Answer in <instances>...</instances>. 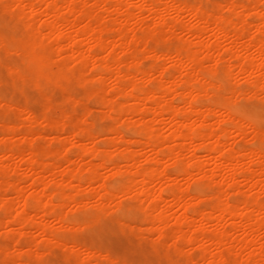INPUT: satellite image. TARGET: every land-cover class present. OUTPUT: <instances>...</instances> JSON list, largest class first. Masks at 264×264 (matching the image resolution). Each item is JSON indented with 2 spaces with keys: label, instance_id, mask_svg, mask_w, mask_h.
Instances as JSON below:
<instances>
[{
  "label": "bare ground",
  "instance_id": "6f19581e",
  "mask_svg": "<svg viewBox=\"0 0 264 264\" xmlns=\"http://www.w3.org/2000/svg\"><path fill=\"white\" fill-rule=\"evenodd\" d=\"M132 1L0 0V8L3 12H10L16 19L22 21H24V17H28L26 20L28 23H25L27 25L29 22L31 25L34 23V30L35 27L37 30H35L36 35H34L36 32L31 34L33 28L29 25L32 29L27 27L28 33L23 31L16 33L0 32V38L7 37L12 40L18 52L13 63L23 67L28 74V81L24 86L31 84L33 88L41 89L47 83L61 82L72 77V73L66 68L65 63L62 64L63 67L60 68L59 66L57 71L52 70L51 64L54 60L52 59L54 53L60 58L62 56L63 59H72V62L66 61L68 64H72L73 61L74 63L75 61H84L89 64V69L90 65L96 69L95 76H92L95 81L94 92L99 95V104L108 107L106 113L102 112L104 110L101 111L99 118L102 116V119L106 118L107 121L109 120L107 119L108 116L112 120L108 130L111 133L110 137L105 134L108 140L105 138L104 141H107L102 143L98 134L93 133V128L92 131L90 130V125L89 127L81 125L82 128L79 131H76L75 127L73 129L71 123L67 121V117H69L67 109H63V118L61 117L62 120L59 121L52 119L46 113L40 116L41 121L36 120L34 113L28 106V100L19 108H14L15 104H12L11 110L7 113L0 110V192L2 191L0 204L5 211L9 205L8 200L11 199L12 205L9 206L14 210L12 213L14 218L6 222L8 229L12 228V231L18 230L20 232L26 230L24 226H28L27 223H29L32 228L37 230L40 237L45 239V242L51 244L53 236L63 238V241L57 239V243H64V247L68 250L67 256L64 255L66 258L75 257V260L79 259L81 262L85 259H101L105 255L102 254L103 252L93 253L90 250L85 252L84 249L89 247L85 245L81 249L84 254L73 253V244L75 243L79 248L81 243L68 242L76 232V225L69 218L86 207L89 202L95 204L102 189L104 192H109L113 187L112 181L115 177L118 181H122L124 194L126 196L131 195V201H125V203L135 204L140 209L141 219L144 221L149 219L148 222H145L147 224L149 221L151 222L148 224L151 225L148 228L160 237L161 245L163 237L164 239L168 237V232L165 234V228L172 220L171 223L174 226L171 237L174 248L183 252L182 245L179 246V243L184 241L192 249L198 250L203 259L202 261H200L201 259L196 262L193 261L195 264L197 262H199L198 264H220L226 259L243 261V264H264V249H262V244L258 238V232L260 230L264 232V201L259 199V193L264 192V156L260 152L259 141L255 135L250 136L252 139L249 140H257L255 148L251 147L252 141L248 143L242 141L247 144L241 147H236L230 143L231 140H234L233 137H230L234 132L245 136L244 138L247 137V140L249 139L247 132L252 123V118L249 114L217 111L215 104L209 103L203 98L199 101H193V96L200 95L205 91H208L209 95L212 94V90L209 89L205 80L197 73L204 75L208 73L209 68L218 66L216 71L219 75L232 82L231 91L234 100L239 99L235 95L237 87H243L245 90L251 89L244 96V103L255 107L253 115L258 125L259 105L262 100L260 92L261 86L264 84V70H262V63H264V39L262 36H264V30L261 27L264 25V0H229L225 3L222 1L215 3V0H211L215 5L219 3V6L224 5L223 9H228L227 14L222 10L215 11L214 6L213 9L209 8V0H140V6L137 7L141 8V12L142 8L146 7V10L148 8L153 13V17L149 15L150 18L147 17L149 11L147 14L145 13L147 18H144L139 11H137L139 14H136L134 12L137 10L136 4L140 1L137 0L136 4ZM130 3L131 6L133 3L135 4L136 10L130 9L133 8L130 7ZM5 5L9 7H5ZM89 5H92L90 6L92 8ZM100 7L103 8L100 12L102 11L105 16L107 15V10L104 11L105 7L108 9V14L122 11L123 15L120 17L115 18L113 16L115 18L112 19L114 20L112 21L114 28L108 26V24L112 25V22L110 23L111 20L107 22L106 17L102 13L100 14L98 11ZM170 9H174L176 12L174 15L189 12L194 16L195 22H198L195 27L193 26L194 28L190 26L193 28L194 38L192 36V40H188L186 43L183 41L180 46L177 45L175 50L172 49V53L162 51L163 48L158 50L154 46L149 47V41L156 40L154 38L160 42L169 40V35H171V32L168 33L171 30L169 28L174 26H172V21H175L173 17L169 18L167 15L171 12ZM250 11L258 15L257 20L249 19L251 17ZM99 15L103 18H99ZM139 15L147 21L148 19L155 21L154 23L150 22L153 24L147 23L150 26L147 35L144 37L138 35L136 30H140L137 29L139 27H135L136 25L133 26L136 29L130 26L132 23L128 25L130 27L127 26L130 21H136V24L139 21L144 22L145 20ZM107 17L109 18V16ZM179 18L182 17L177 16L178 20ZM38 21L43 22L38 23ZM97 21H103V23L97 24ZM250 21H253V25L255 24L254 21H257L256 34L255 32L252 34L247 26L252 25ZM114 24L120 26L117 25L118 30L121 31L120 28H122L119 37L116 36L118 30ZM160 25H165L162 28V33L159 29ZM21 26L23 27V25ZM115 28L116 30H112ZM108 31H116L114 32L116 37L108 36ZM159 31L161 34L158 33ZM206 34L209 36L207 38L210 39H205ZM42 38H45L44 41L47 40L46 38L48 40L53 39L56 52L53 54L51 50V53L48 52L40 41ZM222 39L227 40V47L223 45L225 48H222ZM156 43L159 45L158 42ZM164 48L167 47L164 46ZM106 49H109V52L107 51V54L104 55L103 51ZM118 50L124 55L131 53L132 56L130 57V54L127 57L128 59L131 58L130 62L127 60L124 64L125 58L122 59L123 54L120 56ZM145 53L148 56L150 54L149 58H155V61L160 59V62L161 57L163 60H167L168 57L174 61L173 66L171 68H167L165 65L158 67V63L154 61V64H157L155 66L153 60L150 62L152 65L146 66L141 60L148 58ZM213 54H216V59L219 58V62H229L228 64L225 63L227 66L223 64L224 62L222 65L225 68L215 65L216 59L214 62L211 58ZM207 58L212 59L215 64L205 65ZM232 60L233 62H231ZM133 65L139 66L135 72L131 69ZM75 71L73 73L77 75L82 70L76 71L77 73ZM156 73L159 78L154 76ZM239 75H243L244 78H241L245 79L242 80L245 81L243 84L241 80L240 83L235 82ZM153 76L154 79H159H156L157 84L153 81ZM92 77H88V79L93 80ZM80 78L82 79V77ZM107 78H112L114 81V84H110L113 85L111 86L112 89L109 87L111 90H107L108 87L105 88L104 86ZM82 80H87V77ZM78 83H81V80ZM24 89L23 87V91ZM176 93H181L180 95L183 96L180 105L178 102L177 104L172 102L171 96ZM89 94L91 93L89 92ZM70 95L69 93L68 96ZM14 96L9 100L15 102ZM48 96L51 100V96ZM2 97L0 93V101L3 99ZM119 97H124L125 101H119ZM127 115L130 118L137 116V119L133 117L130 121L134 119L135 121L128 123L125 118ZM1 119L4 121L1 122ZM38 120L45 122L50 130L55 133H59L58 126L62 122L63 126H61L60 132L64 141L60 142V145L57 144L58 147L55 145L53 148L43 147L42 149L37 145L39 131L35 132L33 123ZM159 120H165L169 124L170 132L168 131V134H162L158 131V127H155L154 122ZM87 121L85 120L84 123ZM26 122L29 123L28 128L25 129L23 126V129L22 125ZM58 123L60 124L58 125ZM123 124L134 129L135 127L138 128L136 129L138 137L126 138L120 131ZM16 135H20L18 141L14 139ZM242 138L239 136V139ZM67 143H71V146ZM138 144L144 149L141 153L143 155L140 154L141 148L138 150L135 147L139 146ZM76 147L81 148L83 152V155L78 159L80 161L74 160L70 155L73 148ZM119 147H122L121 150ZM147 148H149L148 152L151 151L150 154L145 152ZM185 150L190 153L188 157L187 152H184ZM200 150L205 151V160L199 159L201 156H199L198 151ZM144 154L146 156L149 154L146 158L145 168L143 162L140 161V155L144 156ZM57 155L62 157L56 160L50 158ZM93 158H96L97 161ZM164 160L165 162L168 161L169 165L177 167L175 177L174 175L173 177L166 175L167 171L164 173V169H162L165 166H162ZM210 161L214 162V172L217 169L227 173L226 175L223 173L226 179L217 180L218 178H216L214 180L213 177H216L219 172L216 175L213 171L208 173L210 169H207V165ZM23 165L30 171L29 174H25L28 177L26 179L27 185H23L20 180L12 179L14 176H11V173H15L16 169ZM102 167L109 169L107 174L103 175L100 172ZM195 175L199 178H194ZM238 175L243 177L241 180L245 182V186L242 187L241 180L237 181ZM179 177L186 180L185 186L179 182ZM190 178H193L195 182L201 181L204 185L199 193L192 194L189 191L188 181ZM207 179L211 181L209 182ZM166 180H170L171 183ZM157 183L161 185L158 184L159 187H157ZM245 188L247 192L243 193L244 198L240 202L235 201L232 195L236 192L237 195L242 191L245 192ZM26 190L28 192L31 190V192L27 194ZM206 200L210 204L206 205L207 208H202L201 203ZM174 206L176 207L175 212L172 211ZM11 208L9 209L10 213ZM50 218L54 219L56 225L50 223ZM228 219L231 221L229 227L225 226V221ZM208 221L213 222L215 227L213 229L211 226L209 227L210 230L212 229V235L206 237L207 226L205 228L204 225ZM135 226L138 231L143 229L145 225L143 227ZM240 229L244 231L242 237L236 234ZM168 240L165 239L166 244L164 241L166 247L169 246ZM31 250L28 249L29 252ZM33 250L31 253L35 252ZM189 251L188 249L187 252L189 253ZM180 252L178 253L180 254ZM238 253L239 255H237ZM179 259L181 260V258Z\"/></svg>",
  "mask_w": 264,
  "mask_h": 264
},
{
  "label": "rangeland",
  "instance_id": "374dc122",
  "mask_svg": "<svg viewBox=\"0 0 264 264\" xmlns=\"http://www.w3.org/2000/svg\"><path fill=\"white\" fill-rule=\"evenodd\" d=\"M113 1H115V0H112V2ZM138 1H140V0H138ZM137 0H133L132 2H135V4H136V2H138ZM214 1V0H213ZM213 1H211V0H209V4H208V6L210 5V7L209 8H212L213 9V6H214V10L215 11H217V10H219V11H221L222 10V12H224L225 14H227L228 13V9L227 8H221L220 6H219V4H216L215 5V3H218V2H228L229 0H215L216 2L214 3ZM218 1V2H217ZM231 1V0H230ZM124 2V1H123ZM131 2V3H132ZM131 3H130V7H133V8H130V9H132V11L133 10H136V7L137 6H140V3H141V1L138 3V4H136V7H135V4L133 3L132 4V6H131ZM134 5V6H133ZM90 6H92V5H89V7ZM88 7V8H89ZM103 7V6H102ZM102 7H100L99 9H98V11L100 12V10H103V8ZM217 7H218V9H217ZM90 8H92V7H90ZM141 8H138L137 7V10L136 11H134V12H136V14H139V12H140V14L141 15H143L144 16V18H150V16L151 17H153V13H151L149 10H148V8H147V10H146V7L143 9L142 8V12H141V10H140ZM105 10H107L106 11V16H105V14H103L102 13V11L100 12V14L102 13V15L104 16V17H106V21L107 22H109L110 20V23L112 22V21H114V20H112L114 17L113 16H115V18H118V17H120L121 15H123L122 14V11H115V12H110L109 14L107 13L108 12V9H107V7H105L104 8V11ZM137 11H139V12H137ZM145 11V12H144ZM148 11L150 12V13H148ZM171 11V12H170ZM170 11H168V12H170V13H167V15H168V17L169 18H171V17H173V19L175 20V21H172V26L173 27H170L169 29H171L168 33L170 34V32H171V35H169V40L168 41H162V42H160V40L158 41L157 40V38H154V39H156V40H151V41H149V47L151 46V47H153L154 46V48H157L158 50H160L161 48H163V49H161L162 51L164 50V51H166V52H171L172 53V49H174L175 50V48H176V46L177 45H181L182 43H183V41H185L184 43H186V42H188V40H192L193 38H194V36H193V28L195 27V25H197L198 24V22L196 21L195 22V19H194V16L191 14V16H190V14H189V12H183V14L181 15H177L178 17H182V18H179V20L177 19V16L176 15H174L176 12L174 11V9H170ZM5 12H7V11H5ZM5 12H3L2 11V9L0 8V32H10V33H16V32H21V31H23V32H26V33H28L29 32V30H27V27H29V25L30 26H32V28L31 27H29V28H31L32 29V32L33 33H31V34H34V32H36L37 30H36V27H35V30H34V23H33V25H31V23L29 22V24L27 25L26 23H28V22H26V20H28V17H24V21H22V20H19L18 18L16 19L15 17H14V15H12V14H10V12L8 13H5ZM99 12H98V14H99ZM251 12V11H250ZM253 12V11H252ZM250 13V20H257L258 19V15L254 12V13ZM148 13V15H147V17H145L146 16V14ZM5 14H7V15H5ZM111 14H112V16H111ZM116 14V15H115ZM152 14V15H151ZM174 16H173V15ZM186 14V15H185ZM118 15V16H117ZM141 15H139L141 18H143ZM150 15V16H149ZM100 17L99 18H103V16H101V15H99ZM107 16H109V18L107 17ZM117 16V17H116ZM193 16V17H192ZM137 17H138V15H137ZM139 17V18H140ZM176 17V18H175ZM114 18V19H115ZM143 18V19H144ZM151 19H153V18H151ZM12 20V21H11ZM21 22H19V21ZM145 21L144 22H137V24L138 25H141V26H138L137 24H136V21H130L128 24H127V26L130 24V23H132V24H130V26H132V28H135V27H139V28H137V29H139L140 31H137L136 30V32L138 33V35L139 36H142V37H144L145 35H147V32H148V27L150 26H148L147 25V23H150V22H155V21H152V20H150V19H148V21L146 20V19H144ZM26 22V23H25ZM41 22H43V21H38V23H41ZM100 23H103V21H99ZM98 21L96 22L97 24L99 23ZM105 22V21H104ZM106 22V23H107ZM250 22H252V25H247L248 26V28H250V32L252 33H254L255 32V34H256V29H257V21H254L255 22V24L253 25V21H250ZM258 22H260V21H258ZM23 23V24H22ZM116 23V22H115ZM117 23H118V21H117ZM133 23H135L134 25H133ZM153 23H150V24H153ZM24 24H26V25H24ZM144 26H143V25ZM251 24V23H250ZM259 24V23H258ZM21 25H23V27L21 26ZM118 25V24H117ZM117 25H115L114 24V26L115 27H117ZM119 25H120V21H119ZM118 25V26H119ZM136 25V26H135ZM189 25V26H188ZM17 26V27H16ZM108 26H111L112 28H114L113 27V22H112V25L110 24H108ZM121 26V25H120ZM119 26V27H120ZM126 26V27H127ZM130 26H128V27H130ZM133 26H135V27H133ZM152 26V25H151ZM163 26V27H162ZM160 25L159 26V29H160V31H161V33L163 32V29L162 28H164V26L165 25ZM167 26V25H166ZM193 27V28H191V27ZM252 26V27H251ZM25 27H26V29H25ZM141 27H142V29H141ZM147 27V28H146ZM175 27V28H174ZM188 27V28H187ZM28 28V29H29ZM110 28V27H109ZM173 28V29H172ZM187 28V29H186ZM252 28V29H251ZM31 29H30V31H31ZM111 29V28H110ZM119 28L117 27V30H118ZM121 29V31L120 30H118L117 32L116 31H113V32H109L108 31V33H110V34H108L107 33V35L108 36H111V37H116V36H118L119 37V33H122V28H120ZM136 29V28H135ZM165 29H168V28H165ZM14 30V31H13ZM19 30V31H18ZM112 30H116V28L115 29H112ZM111 30V31H112ZM255 30V31H254ZM160 31L158 32V33H160ZM185 31V32H184ZM114 32H116V34H118V35H116V34H114ZM183 32V33H182ZM160 33V34H161ZM252 33V34H253ZM37 34V32L34 34V35H36ZM209 34V33H208ZM208 34H206L205 35V39L207 40V39H210V38H207V37H209L208 36ZM116 35V36H115ZM159 36V35H158ZM190 36V37H189ZM192 36H193V38H192ZM44 39L45 38H42L40 41H41V43H42V45L45 47V49L48 51V52H50L51 53V51H53L52 52V54L54 53V52H56V46L54 45V40L53 39H49L48 40V38H46L47 40H45L44 41ZM187 40V41H186ZM154 41H156V42H160L159 43V45H157V43L155 42L154 43ZM171 41V42H170ZM225 41V42H224ZM227 40H225V39H222V46L223 45H226L227 44V42H226ZM53 43V44H52ZM162 43V44H161ZM171 43V44H170ZM49 45H51L52 47H50ZM160 46V47H159ZM162 46V47H161ZM164 46L165 47H167V48H164ZM221 46V47H222ZM170 47V48H169ZM172 47V48H171ZM178 47V46H177ZM226 47H227V45H226ZM54 48V49H53ZM222 48H225V46H223ZM118 49H120V48H118ZM168 49V50H167ZM51 50V51H50ZM107 51L109 52V49H106L105 51H103V54L104 55H106L107 54ZM118 53H120V56L123 54V53H121V52H119V50H118ZM131 53H127V54H123L122 55V59H124L123 61V63L125 64V62H127V60H128V62H130L129 60H131V56H132V54L130 55ZM146 55L145 56H147L148 58H145V59H143L142 58V54H141V60L145 63V65L147 66V65H152V63L150 64V62H151V60H153L152 62H153V64H154V59L155 58H153L152 59V57H150L149 58V56H150V54H149V56L147 55V53H145ZM54 56H56L57 54H53ZM127 55V56H126ZM130 55V59H128L127 57ZM254 55H255V53H254ZM54 56H52V59H54V60H52V64H51V66L53 67L52 68V70L53 69H55V70H53V71H57L58 69H59V66H60V68H61V66L63 67V65L62 64H66V68L72 73V79L70 78L69 80H65V81H61V82H55V81H53V82H50V84L49 83H47V84H45L41 89H38V88H36V87H32V85L31 84H27L26 85V87L24 86V91L22 90V91H18L17 90V92H16V89H12V91H10L9 92V94H8V98L10 99L13 95H15L14 96V99L13 100H15V102L14 101H12V104L14 105L15 104V106H14V108H19V106H21V105H23L24 104V102L26 101V100H28V106H29V108H30V110L34 113V115H35V117H36V120L37 119H39L40 120V116L43 114V113H46L48 116H50L52 119H54V120H56V121H59V120H62V111H63V109H67L68 110V112H69V114H68V116L69 117H67V121H69L70 123H71V126L73 127V129H74V127H75V129H76V131H79L80 130V128H82V126L81 125H87L88 127H89V125H90V130L92 131V128H93V133L94 134H98V137L100 138L99 140L100 141H102V143H104V142H106L107 140H108V138L107 137H110V132L108 131L109 130V126H110V123L112 122V120L107 116V119H109V120H107L106 121V118H105V116H104V118L105 119H102V116L99 118V115H100V113H101V111L102 110H104V111H102V112H105V111H107L106 109L108 108L107 106L105 107V105H102V104H99L100 102H99V95L98 94H96L95 92H94V88H95V81H94V78L92 77V76H95V73H96V69H94L93 67H91V65H90V69H89V64H87V63H85L84 61L83 62H79V61H75V63H74V61H73V63L72 64H68L72 59H63V57L61 56V58H60V56L58 57V56H56V57H54ZM143 56H144V53H143ZM212 57L211 58H213V60H214V62H215V59L217 58V56H216V54L214 55H211ZM54 57V58H53ZM58 57V58H57ZM15 58V59H14ZM14 60L13 61H15L16 60V56H14ZM163 57H161V62L159 61V60H157V61H155V63H158V67L160 66V65H165L167 68H171L172 66H173V63H174V61L173 60H170V58H168L167 57V60H163L162 59ZM210 58V57H209ZM209 58H207L206 59V62H205V65H211V63H212V65L213 64H215V63H213V60L212 59H209ZM169 60V61H168ZM209 60H211V62H208ZM219 60V58L218 59H216V64L215 65H219V66H221V67H224L225 68V66H227L226 64H228L227 62H224V61H218ZM53 61H55V62H53ZM68 63H67V62ZM72 62V61H71ZM78 62H79V64H78ZM142 62V64H144ZM207 62H208V64H207ZM217 62H219V63H217ZM222 62H224L223 64L225 65H222ZM231 62H233V60L231 61ZM226 63V64H225ZM68 64V65H67ZM76 64H77V66H76ZM128 64H130V63H128ZM155 65V64H154ZM153 65V66H154ZM155 65V66H156ZM169 65V66H168ZM209 65V66H210ZM68 66V67H67ZM86 67V68H85ZM132 67H134V68H132ZM139 67V66H138ZM138 67H137V65H133V66H131V69H133V72H135V71H137V69H138ZM157 67V68H158ZM78 68V70H76V69ZM84 68V69H83ZM78 72V71H80V70H82L81 72H79V74L76 72V71ZM83 70H84V72H83ZM73 71H75L76 73H77V75L76 74H74L73 73ZM87 73H86V72ZM132 71V70H131ZM180 73V72H179ZM183 73V72H182ZM89 74V75H88ZM94 74V75H93ZM80 75H82V76H80ZM155 77H158L159 78V76H157V73H156V75H154ZM154 76H153V81L155 82V84H157V80L156 79H158V78H156V79H154ZM180 76H181V74H180ZM80 77H82V79L84 78H86L87 77V80H82ZM88 77L89 78H93V80L92 79H88ZM237 77V76H236ZM241 77H243V75L241 76V75H239L236 79L237 80H235V82L236 81H238L239 83L242 81V80H245V79H243V78H241ZM241 78V79H240ZM75 80V83H74V80ZM81 80V83H78L79 81ZM156 80V81H155ZM159 80V79H158ZM241 80V81H240ZM86 81V82H85ZM90 81V82H89ZM234 81V80H233ZM84 82H85V84H84ZM106 83L104 84V86H105V88H107V90H111L112 89V87L111 86H113V85H110V84H114V81H113V79L112 78H107L106 79V81H105ZM245 81H242L241 83L243 84ZM93 83V84H92ZM49 84V85H48ZM108 85H110V86H108ZM109 87H111V89L109 88ZM27 89V90H26ZM90 90H92L93 91V95H92V91H90ZM23 92H25V94H23ZM89 92L91 93V94H89ZM15 93H17V94H15ZM45 93V94H44ZM69 93L71 94L70 96H68L69 95ZM66 94V95H65ZM181 93H176V94H174V95H172L171 96V99H172V102L174 103V104H177V102L179 103L178 105H180V104H182V100H183V96L182 95H180ZM1 95L3 96V94L1 93ZM44 95V96H43ZM48 95H50L51 96V100H49V96ZM32 97V98H31ZM45 97V98H44ZM66 97V98H65ZM73 97V98H72ZM93 97V98H92ZM182 97V98H181ZM3 98V97H2ZM39 98V99H38ZM63 98H65V99H63ZM72 98V99H71ZM119 98H120V100H119ZM118 98V100L119 101H121V100H123V101H125V99H124V97H119ZM181 98V99H180ZM97 101H96V100ZM3 100V99H2ZM1 100V101H2ZM77 100V101H76ZM18 103H17V102ZM14 102V103H13ZM19 102H20V104H19ZM50 102V103H49ZM130 102V101H129ZM49 103V104H48ZM98 103V104H97ZM17 106V107H16ZM48 106V107H47ZM51 106V107H50ZM104 106V107H103ZM69 108V109H68ZM53 109V110H52ZM77 109V110H76ZM61 110V111H60ZM53 113H52V112ZM77 111V112H76ZM51 112V113H50ZM87 112V113H86ZM37 113H39V114H37ZM106 113V112H105ZM60 114H61V116H60ZM90 114V115H89ZM83 115H84V117H83ZM86 115V116H85ZM103 115H104V113H103ZM106 115V114H105ZM16 116V115H15ZM18 116V115H17ZM38 116V117H37ZM129 116H131V115H129ZM54 117H58V118H54ZM62 117V118H61ZM133 117H135V119H137L136 117L137 116H131V118L130 117H128V115L125 117L126 118V122H133V121H135V119L133 120V121H130V120H132V118ZM70 119V120H69ZM128 119H129V121H128ZM37 121V122H34L33 124V127H34V130H35V132L37 133L38 131L40 132V134H39V132H38V137H37V145L40 147V148H42L43 149V147L45 148V147H54L55 145H56V147H58L59 145H60V142H63L64 141V137L62 136V133L60 132L61 131V126H63L62 125V122H61V124L60 123H58V127H59V133L58 132H52L51 130H50V127L48 126V125H46L45 124V122H40V121ZM85 120H88L86 123H84V121ZM96 120V121H95ZM4 121V119H1V122H3ZM82 122V123H81ZM27 123V124H26ZM24 125H22V128H23V126H24V128L26 129V128H28V122H26ZM41 123H43V124H41ZM73 123V124H72ZM76 124V125H75ZM0 125H1V123H0ZM107 125H108V127H107ZM154 125H155V127L157 126L158 128L157 129H159L158 131H160L162 134H164V135H166V134H168L169 132H170V129H169V127H168V123L165 121V120H159V121H156V122H154ZM167 128H166V127ZM23 128V129H24ZM107 129V130H106ZM136 129H138V128H136L135 127V129L134 128H132V127H129L128 125H126V124H123L121 127H120V131L122 132V134L126 137V138H128V137H130V139L131 138H135V137H138L137 135H136ZM106 130V131H105ZM133 131H134V133H133ZM169 131V132H168ZM52 133V134H51ZM54 133V134H53ZM105 134L107 135V137H105ZM233 135H231L230 137H233L232 139H234L233 141L231 140V138H230V140H231V142L230 143H232L231 145H235L236 147H241V146H243V145H246L248 142H251V141H249L250 139H252L250 136L248 137L249 139L247 140L246 138H244L245 136H242V135H240V134H238V133H232ZM40 135V136H39ZM54 135V136H53ZM56 135V136H55ZM100 135V136H99ZM109 135V136H108ZM239 136H240V138H244V140H243V138L242 139H239ZM242 136V137H241ZM18 137V138H17ZM59 137V138H58ZM52 138V139H51ZM103 138V139H102ZM105 138H107V140H105L104 141V139ZM16 141H18V139H20V135H16L15 136V138H14ZM102 139V140H101ZM22 140V139H21ZM20 141V140H19ZM27 141V140H26ZM235 141V142H234ZM240 141V142H242V141H246L247 143H245L244 144V142H242V143H240L239 142V145H238V142ZM48 142V143H47ZM69 142V141H68ZM24 143V142H23ZM28 143V142H27ZM57 144H59L58 146H57ZM71 144V143H70ZM70 144H68L67 143V145H70ZM137 145V144H136ZM139 145V144H138ZM71 146V145H70ZM55 147V148H56ZM136 147V149H140V154L141 153H143V151H144V149H142V146L141 145H139V146H135ZM138 147V148H137ZM120 148H122V147H119V149ZM76 149V150H75ZM149 148H147V149H145V152L146 153H149V152H151L150 150H149V152L147 151ZM121 150V149H120ZM143 150V151H142ZM73 152H71V156H72V158L74 159V160H78L82 155H83V152H82V149L81 148H73V150H72ZM119 151V150H118ZM184 152H187L186 153V155H187V157H188V155H190V153H188V151L187 150H185ZM199 153V156H201L199 159L200 160H205V158H206V154H205V151L204 150H200V151H198ZM204 154H203V153ZM80 154V156L78 157V155ZM145 153V154H146ZM144 154V156H141V155H143V154H141L140 155V161H141V163L143 164V167L145 168L146 166V164H147V161H146V158H147V156L150 154H147V156ZM59 155H57L56 157L54 156H52V157H50L52 160H56V159H60V157H62L61 155L58 157ZM17 160H18V158H16ZM144 159H145V161H144ZM246 159V158H245ZM244 159V160H245ZM16 160V161H17ZM93 160H95V161H97V159L96 158H93ZM78 161H80V160H78ZM245 161H247V159L245 160ZM165 165V166H164ZM215 165H216V163H215ZM162 166H164V168L162 167V169H164V173H165V171H167L165 174L166 175H171L170 177H173V175H174V177L177 175V167L176 166H173V165H169V162L168 161H166L165 162V160H164V162H163V165ZM213 166H214V162L213 161H210L209 162V164L207 165V169L209 170L210 169V171L208 172L209 174L213 171L214 172V170H213ZM63 168V167H62ZM61 168V169H62ZM103 168V167H102ZM101 168V170H100V172L103 174V175H105V174H107V172H108V170L109 169H102ZM214 168H215V166H214ZM28 168L27 167H25L24 165L23 166H21L20 168H18V169H16V172L14 173H11V176H14L12 179H17V180H20L21 181V183L23 184V185H27V182H26V179H28V177H26V175L25 174H29L30 173V171L29 170H27ZM212 169V170H211ZM226 171V170H225ZM29 172V173H28ZM217 172H219L218 173V175L216 176V177H213L214 178V180H216V178H218L217 180H222V178L223 179H226V176H223V173H224V175H226L227 173H225V172H223L222 170L221 171H219V170H215V175L217 174ZM221 172H222V174H221ZM229 173V172H228ZM19 177H18V176ZM221 176H223V177H221ZM198 176H194V178H197ZM225 177V178H224ZM242 176H240V175H238V179H237V181L239 182L242 178H241ZM199 178V177H198ZM191 179V180H190ZM189 179V181H188V187H189V191L193 194V189H192V185H198L199 187H200V190H201V188H203L204 187V185H202V182L201 181H199V182H195L194 180H193V178H190ZM212 179V178H211ZM171 180V179H170ZM168 181V180H166L167 182H170L171 183V181ZM207 180H209V179H207ZM213 180V179H212ZM243 180V179H242ZM240 181L241 183H242V187H243V185L245 184V182L244 181ZM211 180H209V182H210ZM179 182L180 183H183V186H185L186 185V180L185 179H182L181 177H179ZM208 182V181H207ZM244 182V183H243ZM191 183V184H190ZM199 183V184H198ZM240 183V184H241ZM161 185L160 183H157V187H159V185ZM190 184V185H189ZM245 186V185H244ZM29 188V187H28ZM86 188H88V187H86ZM30 189V188H29ZM245 192H243L242 191V193H238V195L236 194H233L232 195V198H234V200L235 201H238V202H240L241 200H242V198H244V195H243V193L245 194L246 192H247V189L245 188V190H244ZM26 192H27V194L28 193H30L31 192V190H29V192L26 190ZM232 192V191H231ZM1 194H2V191L0 192ZM197 193H199V192H197ZM197 193H195V194H197ZM241 194V195H240ZM260 195H259V199H261V201H264V192H260L259 193ZM11 197H12V195H10ZM9 196V197H10ZM131 196V195H130ZM133 196V195H132ZM10 197V198H11ZM134 202H135V200H133ZM209 201H203L201 204H202V208L204 207V208H207L208 206H206L207 204L209 205L210 204V202L208 203ZM162 204H164V202H161ZM8 204L11 206L12 205V202H11V199L10 200H8ZM7 204V205H8ZM8 205V208H5V209H7V210H3V207H2V204H0V212H1V215H0V264H5V262H7V261H12V262H17V264H19V262H24L25 261V263H23V264H28V262L29 261H31V260H34V259H36L37 258V254L35 253V252H33V253H31L32 252V250L34 249V248H37L38 246H39V248H40V257H42L43 259H45L46 261H52V260H64V259H71V260H73V262H74V264H75V261H77V260H75L76 258L75 257H65L64 256V252H63V249L62 248H60V249H53V248H49V245H51L49 242H45V239L44 238H42V237H40V235L37 233V230H35L34 228H32L31 226H30V224L29 223H27V225L28 226H24V229H26V230H23V231H18V230H14V231H12V228L10 229L11 231H9V229H8V226L6 225V222L7 221H10V220H12L11 218H14V216H12V213L14 212V210L10 207ZM11 208V213L9 212V209ZM68 208H70V207H68ZM3 211V212H2ZM7 211V212H6ZM172 211L173 212H175L176 211V207L174 206L173 207V209H172ZM14 215V214H13ZM142 217H141V215L139 216V218L138 219H136L135 221H134V223H135V225H139V226H141V227H143V225H145L144 226V228L143 229H141V230H138V232L139 231H143L144 233H145V235H146V238H147V240L150 242L154 237H153V231L151 232L150 231V229L148 228V224H150L151 222L149 221V223L147 224V222H148V218L145 220V221H147V222H145L143 219H141ZM7 219V220H6ZM49 221H50V223L52 224V225H56V222H54V219L52 218H50L49 219ZM144 221V222H143ZM172 222V220L170 221V224H169V222H168V224L169 225H167L166 226V228H165V234H167V232H168V237L167 238H165L166 239V241L169 239L170 240V242H169V240H168V244L170 245V243H171V240H172V237H171V233L173 232V223H171ZM5 223V224H4ZM206 223V222H205ZM227 223V224H226ZM26 224V223H25ZM143 224V225H142ZM208 224V225H207ZM207 224H205L204 226H205V228H206V226H207V231L205 232L206 233V237H209V236H211L212 235V229H213V227H215V224L213 223V222H210V221H208L207 222ZM229 224V225H228ZM230 224H231V221L228 219V220H226L225 221V226H227V227H229L230 226ZM146 225H147V228H146ZM151 226V225H150ZM149 226V227H150ZM211 226V230H210V227ZM10 227V226H9ZM29 227H31V228H29ZM146 229H149V230H146ZM22 232V233H21ZM25 232V233H24ZM27 232H29V233H27ZM170 232V233H169ZM155 233V232H154ZM262 233H263V235H262ZM76 234V232H74V235ZM208 234V235H207ZM236 234H237V236H239V237H242L243 235H244V231L242 230V229H240V230H238L237 232H236ZM262 236H264V232H263V230H260L259 232H258V238H259V242L261 243V244H264V241H262V239H261V237ZM7 237V240L5 239ZM12 237H15V239H12ZM166 237V236H165ZM165 239H164V237H163V243H162V247L165 249V250H167L168 249V244H167V246L168 247H166V241H165ZM17 241H19V243H17ZM29 241V242H28ZM47 241V240H46ZM164 241H165V244H164ZM48 243H49V245H48ZM79 243H81V244H84V241L83 240H81ZM92 243V241L89 239L88 240V242L86 243V244H84L86 247L87 246H89L90 244ZM21 244V245H20ZM88 244V245H87ZM172 244H173V240H172ZM171 244V245H172ZM180 245H182L181 247H182V250H183V252L181 251H179V249L178 248H174V244H173V249H171V251H172V258L173 259H175V260H177V261H179V262H181V264L183 263V264H195L194 262H196V261H199L200 259V261H202V257H200L201 255H200V253L198 252V250H196V249H192L188 244H186L184 241H182V243L180 244L179 243V246ZM47 246V247H46ZM18 247H19V251H18ZM21 247V248H20ZM32 250H31V249ZM124 248H125V243H123V242H121V241H117V243L114 245V246H112L111 248H107V247H105V251L102 253V252H100V253H102V254H109V255H111V256H113V257H115V258H117V259H123L124 258ZM28 249L29 250H31V252H29L28 251ZM52 249V250H51ZM178 251V252H180V254H181V256H180V254L176 251V250ZM190 250L189 251V253L187 252V250ZM21 250H22V252H21ZM24 250L26 251L25 253H24ZM47 250V251H46ZM48 250H50V251H48ZM34 251V250H33ZM21 252V253H20ZM29 252V253H28ZM177 254H176V253ZM178 254H179V256H178ZM190 256H189V255ZM174 256V257H173ZM187 256V257H186ZM138 258V257H137ZM179 258H181V260L179 259ZM158 259V258H157ZM187 259H188V262H187ZM196 259V260H195ZM93 261H95V259H92ZM183 260H185V261H183ZM191 262H190V261ZM28 261V262H27ZM194 261V262H193ZM27 262V263H26ZM199 262H197V264H198ZM201 263V262H200Z\"/></svg>",
  "mask_w": 264,
  "mask_h": 264
},
{
  "label": "snow or ice",
  "instance_id": "6c2138e0",
  "mask_svg": "<svg viewBox=\"0 0 264 264\" xmlns=\"http://www.w3.org/2000/svg\"><path fill=\"white\" fill-rule=\"evenodd\" d=\"M5 7H9L5 5ZM224 7V5H220ZM264 30V25L261 26ZM264 39V36H262ZM18 55L12 40L0 38V93L3 94V100L0 101V110L5 113L11 110L12 101L9 100L8 94L12 89L22 91L24 85L28 81V74L23 67L13 63V57ZM216 67L209 68L208 73L201 75L205 80L212 94L209 95L208 91L200 95L193 96V101H199L203 98L209 103L216 105L217 111H232L237 113L249 114L252 118V123L249 125L247 132L248 136L255 135L259 141V149L264 156V84L261 86L260 96L262 97L259 105V122L258 125L254 118L255 107L251 104L244 103V96L251 91L245 90L243 87L235 89V95L239 99H233L232 82L228 79L221 77L216 71ZM262 70H264V63H262ZM90 115V114H89ZM243 131V130H242ZM257 140H252L251 147L257 146ZM112 189L109 192H104L103 189L97 197L95 204L89 202L86 207L82 208L77 214L71 216L69 219L76 225V234L68 242L76 241L79 243L81 240L84 244L90 239L92 243L84 251L104 252L105 247L111 248L117 241L125 243L124 258L113 259L110 255L105 254L103 258L85 259L83 262L75 261V264H181V262L172 258V246L169 245L165 250L161 245L160 237L156 236L153 232V239L149 242L143 231H137L134 221L140 216V209L135 204L125 203L131 201L130 196L124 194V187L122 181L113 179ZM193 194L200 191L198 185H192ZM123 197V198H121ZM9 231H11L9 229ZM7 240V237L5 238ZM15 239V237H12ZM57 238L52 237V243L49 245L53 249H64V255L67 256L68 250L64 247V243H57ZM264 241V236L261 237ZM19 243V241H17ZM84 244H80L78 248L73 244L72 251L74 254H84L81 249ZM264 249V244H262ZM37 258L28 262V264H74L73 260H52L46 261L39 256V246L34 250ZM239 255V253L237 254ZM138 257V258H137ZM158 258V259H157ZM5 264H17V262L7 261ZM23 264V262H19ZM220 264H243V261H232L226 259Z\"/></svg>",
  "mask_w": 264,
  "mask_h": 264
}]
</instances>
